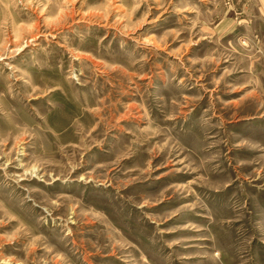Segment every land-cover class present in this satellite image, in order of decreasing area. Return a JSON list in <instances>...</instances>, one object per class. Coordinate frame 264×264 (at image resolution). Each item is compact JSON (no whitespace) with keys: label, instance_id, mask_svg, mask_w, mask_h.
<instances>
[{"label":"rangeland","instance_id":"obj_1","mask_svg":"<svg viewBox=\"0 0 264 264\" xmlns=\"http://www.w3.org/2000/svg\"><path fill=\"white\" fill-rule=\"evenodd\" d=\"M0 264H264V0H0Z\"/></svg>","mask_w":264,"mask_h":264}]
</instances>
